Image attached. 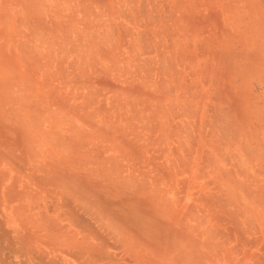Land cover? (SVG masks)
<instances>
[{
	"label": "bare ground",
	"instance_id": "1",
	"mask_svg": "<svg viewBox=\"0 0 264 264\" xmlns=\"http://www.w3.org/2000/svg\"><path fill=\"white\" fill-rule=\"evenodd\" d=\"M25 1L24 4L30 6L31 0L27 3ZM45 1L44 3L47 2ZM60 1L58 9L64 4L62 0ZM79 1L86 4L89 0L85 3V0ZM100 1H105L102 2L103 7L108 8L103 13V15L107 13L108 17L106 15L107 19H104L106 23L102 43L106 45L102 47L107 46L109 52L107 55H110L111 65L109 64L108 69H119V72L115 73L121 79L120 81L117 79L121 84L115 85L116 87L111 85L112 81H109L114 87L112 98H124L125 109L122 108V112L119 110L123 103L122 105L118 103L120 107L116 104L118 109L114 103L115 106L112 104L113 106L109 105L107 108V104L102 103L104 98H92L99 91H93L95 92L93 94L92 89L89 90L90 86L86 84L89 89L82 98L80 97V103L76 102L80 92L76 93L75 101L72 100L77 105L70 104L71 98L68 99L69 96L65 92L63 93L65 98L56 95L61 105L59 107L57 104L59 111L54 112L55 116L51 114L53 121L48 119L49 122L51 121L49 127L46 126L42 128L44 132L43 130L39 132L42 125L38 129L36 123L39 125L40 122L35 118L37 122L34 120L33 124L38 130L31 124L30 128L34 129L31 130L34 131L31 134L28 124L30 125L29 122L32 123L33 119L31 121L24 116V119H27H25L27 127L23 115H20L26 114L25 106H22L24 112H21V105L18 112L15 108L16 112L12 107L6 106L9 111L11 109L10 112L13 110L22 118L18 117V114L10 115L14 113L7 114V111L4 113L5 108L0 106L3 108V111L0 109L1 119L6 118L1 116L3 112L4 115L7 114V118L8 115L13 117L11 122L14 116L25 121L24 127L23 120L20 121L23 130L20 127L15 129L20 128L18 134L15 133L17 135L13 137L16 138L25 131L21 134L24 136L22 142L25 144L21 142L22 138L17 142H21L26 148L22 152L19 150L20 153L17 150L20 146L16 144L15 139L10 142L13 129L10 126L8 130V125L12 123H7V132L0 139V162L5 161L0 166V264H264V0ZM36 5L38 2L35 7ZM98 5L102 15V4ZM84 6L83 10L88 7ZM69 8L71 10V7ZM8 9L7 14L12 16L11 7L6 10ZM34 9L32 8V14ZM43 9L46 10L44 7ZM43 9L40 11H44ZM56 9L55 11L58 10ZM47 11L50 14L49 9ZM90 11L88 10V13ZM1 13L4 15V12ZM72 13L70 11V14ZM27 15L29 16L28 13ZM73 17L75 16L69 19L67 16L66 19L71 21ZM32 19L27 20V23L33 24ZM43 20L45 23V19ZM56 20L53 23H56ZM1 21L2 24L4 20ZM46 21L48 25L49 22L51 23L48 19ZM63 21L61 23L59 20L61 24L64 23ZM12 22L14 24L16 21ZM43 25L44 28L48 27ZM67 25L71 24L67 23ZM34 26L33 24V29ZM101 27L103 26L100 24ZM53 28L54 31L57 30L56 27ZM8 29H5V36L10 32ZM25 30L26 28L24 34ZM94 30L96 31L95 28ZM21 32L20 34L25 38L27 34L23 35ZM96 32L94 35L99 34L98 30ZM14 34V37L8 34L9 39L12 40L0 45L2 47L11 43L8 47L3 46V50L13 48L15 54L25 53L28 67L33 53L37 51V46H32L33 42L31 45L26 42L31 41L30 37L25 40L19 33L16 34L20 37ZM48 34L49 32L46 35ZM2 36L3 34L0 33L1 39L4 37ZM33 36L35 37V34ZM95 37L93 40L98 39ZM51 39L53 40L54 37ZM79 39L81 40L80 37ZM83 39L82 42L85 41ZM32 40L34 41V38ZM52 42L55 44L57 41ZM36 43L38 45V42ZM97 43L95 41V44ZM46 47L49 46L46 44ZM40 48L42 49L41 45ZM12 50L10 53H13ZM72 50L75 51L74 48ZM46 53L43 55H48ZM19 54L16 55L19 57L17 59L22 62L25 56ZM43 55L40 54V57ZM45 58L41 59L48 60L47 57ZM25 60L23 59V62ZM84 60L81 63H84ZM34 61L32 65L39 64L36 59ZM62 62L64 60L60 62V66L66 63V61ZM119 62L122 64L118 65ZM26 63H23L25 68ZM44 64L46 63L41 66ZM41 66L39 65V68ZM76 67L78 69V65ZM34 68L38 69V66ZM68 68L67 73L70 71ZM12 69L16 67H11L8 73H14ZM97 69H100L99 72L94 71L98 73L106 71L100 66ZM25 71L33 73V69ZM20 72L22 71L18 74ZM78 74L82 75L79 72ZM69 75L71 73L67 76ZM102 75L106 76L105 73ZM83 77L85 79L90 75ZM115 77L117 78V75ZM70 78L72 79V75ZM28 79L19 75L16 80L26 85V82L31 81L30 79L27 81ZM38 79L36 77V81H39ZM36 81L33 82L37 83ZM31 82L28 87L35 85ZM100 83L102 86L103 82ZM4 84L1 83L3 86L0 88L4 86L7 88ZM21 85L22 90L26 88L24 84ZM91 87L93 88V85ZM72 89L75 90V85ZM57 93L51 95L55 97ZM70 93L68 94H73ZM31 95L25 96L26 101ZM16 97L14 101V95L13 98L9 96L15 107L18 105L15 102L17 103L19 96ZM38 97L35 98L36 101ZM21 99L19 98V101ZM161 99L169 100L160 101L165 103L160 104L164 107H157ZM28 101H32L31 98ZM44 102L49 105L46 99ZM30 104H27L28 107ZM39 105L40 107L36 104L34 106L41 108L40 102ZM66 106L70 108L72 106L73 109H66ZM114 107L121 113L117 111L115 114ZM56 108L54 110H58ZM109 109L112 112L114 110V113ZM38 110L33 111L31 118L37 115L35 112ZM39 112L41 113L40 110ZM48 115L52 118L50 114H47V117ZM7 118L4 119L6 122L10 119ZM17 118L14 121H19ZM17 121L13 123L14 128L17 126V124L15 126ZM25 126L29 128V134L24 130ZM52 128L56 132L53 131L54 133L51 134ZM132 129H135V132ZM171 132L176 135L173 137L176 144L169 140ZM59 133L60 136L65 134L60 137ZM138 133L141 135L139 136ZM51 135L55 140L53 139L54 142L51 140L52 145L50 143L51 146L47 147L45 142L51 138ZM169 141L173 145H170ZM21 143L19 145L22 146ZM60 146H64L65 149ZM57 147L65 153H61Z\"/></svg>",
	"mask_w": 264,
	"mask_h": 264
},
{
	"label": "rangeland",
	"instance_id": "2",
	"mask_svg": "<svg viewBox=\"0 0 264 264\" xmlns=\"http://www.w3.org/2000/svg\"><path fill=\"white\" fill-rule=\"evenodd\" d=\"M3 1H4V0H2V1L0 0V3L2 4V5L0 4V10L2 9V11H0V15L2 16V17L0 16V19H1V20H4V22H3L2 24H1L2 21L0 20V33L3 34V36H4L5 38L2 36L3 38H2V39L0 38V40H1L2 42H0V43H1V44L4 43V45H5L6 41L10 40L9 37H10V36H13V33H15V34H16V33H19V34H20V32L22 31L21 29H23V31L21 32V33H23V32H24V29L26 28V30H25V34L23 33V35H26V34H27V35H26L25 38H24V36H22V34H20V35L22 36L21 38H24L25 40H27V37H30L29 39H31V41H30V40H27L26 42H27L29 45H31V42H33V43H32V44H33L32 46H34V47L37 46L36 48H37V51H38V52H37L36 49H35L36 52L33 53V57H32V59H31L32 61L30 60V61H31V62H30V65H32V62H33L35 59H36L37 62L39 63V64H37V65H35V66L32 65L33 68H32V66H30V65L27 67V65H28L29 63H26V62H27V61H26L27 59L25 60V58H26V54H25V53L22 54L21 52H20V54H19V52H18L19 56H20V55H23V57L25 56L24 58L21 56V57L25 60V62H23V59L20 57V58L22 59V62H23V63H26V68H25V64L23 65V63L21 62V60L17 59V58H19V57L16 56V55H18V54H17V52H16V54L14 53L15 51L12 50L13 48L10 49V50H3L4 47H6V46L8 47V44L11 45V43H8L6 46L2 45V47H1V45H0V49H2V50H0V58H1V59H0V62H1V64H2V66H0V70L2 69L1 72H0V78H3V77L6 78V79H5V78H4V79H0V87L3 86V85H1V83H5L4 85H6V87H7V88H5V86H4L3 88H0V95L3 97V98H2V97L0 96V98H1L0 106L3 107V108H5L4 113L7 111V112H6L7 114H8V113H9V114H10V113H14V114H10V115H16V114H18V113L15 114V112H16V111L18 112L19 107H20V105H21V112H22V111L24 112V110H25V113L27 114V115H26V114H23V113L20 114L21 116L23 115V116H22L23 119H24V116H26V118L30 119L31 121H32V119H33V122H32V123L29 122V120H28V122L30 123V125L28 124L29 128L32 126L31 124L35 123V121L37 122V120H35V118H36V119L39 120L38 122H40L39 125H38V123H36L38 129L40 128L39 126L42 125L41 130H40V129L38 130L37 128H35V127H34V124H33L32 127H33L34 129H37L39 132H40V131L42 132V130H43V132H44V129H42V128H45L46 126L50 125L51 121H53V116H55V114H56V113H54V112H55V111H56V112L59 111V107H60L61 104H59V101H57V96H58V97L60 96V98H61V97L64 95L63 93L65 92V94H67V95L69 96V97H67V98H68V99L71 98V99H69V101H70L71 103H70L69 101H68V103H70V104L73 103V105L76 104L74 101H75L76 97L78 96V98H77V100H76V102H77V104H78V103H80L81 98L83 97V95L87 93V91H88L87 89H89V88H87V87L85 86L86 84L90 86V89H89V90L92 89V90H91L92 92H93V91H96V92L99 91V93H98V92H97V93L93 92V94L95 93V95L92 94V95H93L92 98H95V99L98 98V97H99V98L102 97V99L104 98V99L102 100V103H104V105L107 104V108H109V105H110V106H113L114 104H115V105H116V104H117V105H119V104L122 105V103H123V105H122L123 107H122V106L120 107V105H119V107L121 108V109L119 108V110L122 112V111L125 109V108H124V104H125V103H124V98H120V99H119V98H117V99H116V98H112V94H113L112 89H114V87H116V86H120L121 83H120L119 81H120L121 79H119V78H118V74H116V73L119 72V69H117V68L115 67V68L117 69V70H116V69L112 68V66H111L112 69H108V68L110 67L109 64L111 65V61H110V59H109V58H110V57H109L110 55H107V54H109L108 49L106 48L107 46H106V47H102L103 45H104V46L106 45L104 42L102 43V40H104V38H103V36H104V32H103V31H104L105 23H106V21H105L104 19H107V17H108L107 13H106L107 17H106L105 14L103 15V13H105V10L108 9V8L105 7V6L103 7V3H102V2H105V1L93 0L92 2H89L90 0H89V1L85 0L84 3H85L86 1L90 3V4H89V3L86 2V4H87V5H86V4H83L82 1H79V0H78L77 2H78L79 4L82 2V3L79 5V4L76 2V0H70L72 4L69 3V2H70L69 0H65V1L62 0V3H64L65 5H64V4L60 5V9H58V8H59V4H61V1L59 2V0H55V1H54V0H50V1H49V0H46L47 2L44 0L46 3H44L43 0H37V1H35V0L32 1V0H31V1H29V2H31V3L28 2V3L30 4V6L27 5V4H24V2H23L24 0H19V1L16 0L17 2H16L15 0H5L4 2H3ZM7 1H8V2H7ZM27 1H28V0H26L25 3H27ZM53 1H54V2H53ZM63 1H64V2H63ZM6 2H7L8 4H7ZM18 2H19V3H18ZM34 2H35V3H34ZM37 2H38V5H39V6L36 5V7H37V8H36V7H35V4H37ZM42 2H43V3H42ZM5 3H6V4H5ZM10 3H11V4H10ZM12 3H13V4H12ZM33 3H34V4H33ZM40 3H41L42 5H43V4H44V5H43V6L40 5ZM48 3H49L50 5H49ZM51 3H52L53 5H51ZM54 3H56V4H54ZM66 3L69 4V5H67ZM74 3H75V4H74ZM76 3H77V6H78V7L76 6ZM95 3H96V4H95ZM45 4H46L47 7L49 6V7L52 8V10H54V11H55V9L58 7V8H57L58 10L56 9L57 11H55V12H57L56 15H55V12H53L49 7L47 8V7L45 6ZM70 4H71V5H70ZM88 4H89V5H88ZM98 4H100V5L102 4V7H101V8H103V9H101L102 15H101V13H100V11H99V10H100V6H99ZM104 4H106V3H104ZM31 5H32V6H31ZM55 5H56V7H55ZM63 5H64V7H63ZM72 5H74V7H76V8H74ZM84 5H85V6H88V7H86V8H88L89 11H90V9H91L92 11H90V12L88 13V10H86V8H85V10H83V6H84ZM92 5H93V6H92ZM96 5H97V6H96ZM3 6H6V7H3ZM8 6H9V7H8ZM33 6H34V7H33ZM40 6H42V7H40ZM51 6H52V7H51ZM61 6H62L63 8H62ZM67 6H68V7H67ZM85 6H84V7H85ZM90 6H91V7H90ZM98 6H99V7H98ZM106 6H107V5H106ZM1 7H2V8H1ZM10 7H11V10H10V11L12 12L11 14H13L14 16H13V15L10 16L9 14H7V13L9 12V9H8V10H6V9H7V8H10ZM19 7H20V8H19ZM24 7H25V8H24ZM27 7H28V8H27ZM29 7H31V8L29 9ZM43 7L46 8V10L43 9ZM69 7H71V10H70ZM79 7H81V9H80ZM97 7H98V8H97ZM32 8H33V9L35 8V9L33 10V14H32ZM53 8H54V9H53ZM61 8H62L63 10H62ZM73 8H74V9H73ZM89 8H90V9H89ZM40 9H41V10H42V9L44 10V11H42L43 13L40 11ZM48 9H49L50 14H49L48 11H47ZM66 9H67V13H65V12H66ZM75 9H76V10H75ZM77 9H79V11H81V12H80L81 14L78 13L79 11H78ZM93 9H94L95 11H94ZM3 10H4V11H3ZM20 10H22V12H21ZM29 10H30V13H29ZM36 10H37V11H36ZM102 10H103L104 12H103ZM26 11H27V12H26ZM34 11H35V12H34ZM60 11H62V12H60ZM70 11H71V13H72V12H74V13L70 14ZM86 11H87L88 14H90V16H88V14H85ZM97 11H99L98 14H100L101 16H99L98 14H95ZM106 11H107V10H106ZM1 12H4V15H3V13H1ZM20 12H21V13H20ZM36 12H37V13H36ZM45 12H47L49 15L46 14ZM59 12H60V14H59ZM91 12H92V13H91ZM24 13H25V14H24ZM27 13L29 14V16L27 15ZM53 13H54L55 17H53V16H54ZM62 13H63V15H62ZM82 13H83V14H82ZM5 14H6V15H5ZM23 14H24V16H23ZM34 14H35V15L37 14V15H36L37 17H36V16H33ZM42 14H46L48 17H47L46 15L44 16V15H42ZM51 14H52L53 16L50 18L49 16H51ZM57 14H58L59 16H57ZM66 14H68V15H66ZM75 14H77L78 16H76ZM91 14H92V16H91ZM94 14L96 15V18H95V15H94ZM15 15H16V16H15ZM38 15H39V16H38ZM40 15H41V16H40ZM60 15H61V16H60ZM69 15H70L71 17H70ZM73 15H74L75 17H73L74 19H71V21L68 20V19H66L67 16H68L69 19H70V18H72ZM93 15H94V16H93ZM97 15H98V17H97ZM19 16H20V19H18ZM26 16H27V17H26ZM64 16H65V17H64ZM87 16H88V17H87ZM15 17H16V20H15ZM21 17H23V18H21ZM35 17H36V18H35ZM42 17H43V18H42ZM44 17H45V18H44ZM56 17H58L57 20H56ZM61 17H62V18H61ZM63 17H64V18H63ZM7 18H8V19H7ZM10 18L13 19V20H11ZM26 18H27V19H26ZM30 18H31V19L33 18V19H32V20H33L32 23L35 25V26H34V29H33V24L27 23L28 21H31ZM34 18H35V19H34ZM38 18H39V19H38ZM53 18H55L56 23H53V22H55V20H54ZM75 18H76V19H75ZM77 18H78V19H77ZM9 19H10V20H9ZM17 19H18L19 21H18ZM22 19H23V20H22ZM43 19H45V23H43V22H44ZM47 19H48L49 21H51V23L49 22V25H48V23H46V22H47V21H46ZM50 19H51V20H50ZM58 19L60 20L61 23H62V21H63L64 19H66V20H65L66 22L63 21L64 23L61 24V23L59 22ZM85 19H87V20H88V19H91V20H90V21L88 20V22L86 23L87 20H85ZM24 20H25V21H24ZM27 20H28V21H27ZM34 20H35V21H34ZM42 20H43V21H42ZM52 20H53V21H52ZM67 20H68V21H67ZM77 20H78V21H77ZM79 20H81V22H80ZM93 20H94V23H92ZM8 21H9V22H8ZM12 21H14V22L16 21V22H15L16 24H15V23L13 24ZM23 21H24V22H23ZM57 21H58V22H57ZM72 21H73V22H72ZM75 21H77V22H75ZM98 21H99V22H98ZM101 21H102V22H101ZM11 22H12V24H11ZM34 22H35V23H34ZM71 22H72L73 24H72ZM83 22H84V23H83ZM96 22H97V23H96ZM26 23H27V24H26ZM36 23H37V24H36ZM67 23H68V24L70 23L71 25H67ZM89 23H90V24H89ZM9 24H10V25H9ZM22 24H23L25 27H24ZM28 24H30V25H28ZM38 24H39V25H38ZM43 24H45V27L48 25V27L44 28V25H43ZM51 24H53V25H51ZM59 24H60L61 27L58 26ZM64 24H65V25H64ZM75 24H77V25H75ZM79 24H80V25H79ZM95 24H96V25H95ZM97 24H99V26H98ZM100 24H101V26H103V27L100 28ZM5 25H6L7 27H6ZM8 25H9L10 32L12 31L13 33H10V32H9V33H7L6 36H5V35H4V32L6 31L5 29H8ZM11 25H12V27H14V28H12V27L10 28ZM26 25H28L29 27L26 26ZM36 25H37V26H36ZM55 25H56V26H55ZM62 25H64V26H62ZM66 25H67V26H66ZM74 25H75V26H74ZM88 25H89V26H88ZM2 26H3V28H1ZM30 26H31V27H30ZM39 26H40V28H39ZM57 26H58L60 29H59ZM81 26H82V27H81ZM84 26H85L86 28H84ZM4 27H6V28H4ZM15 27H16V28H15ZM17 27H18V28H17ZM22 27H24V28H22ZM42 27H43V28H42ZM53 27H56V29H57L56 31H57L58 33H60V35H59L58 33L56 34V31H54V28H53ZM63 27H64V29H63ZM73 27H74V28H73ZM79 27H80V28H79ZM87 27H88V28H87ZM37 28H39V29H37ZM41 28H42V29H41ZM50 28H51V29H50ZM67 28H68V29H67ZM91 28H93V29L91 30ZM94 28L96 29V31L98 30V33H99L98 35H94V34L97 33V32L94 30ZM2 29H4V31H3ZM9 29H8V31H9ZM15 29H16V30H15ZM32 29H33V30H32ZM62 29H63V30H62ZM72 29H73V30H72ZM82 29H83V30H82ZM87 29H88V30H87ZM101 29H102V31H101ZM13 30H15V32H14ZM38 30H39V33H38ZM46 30H48V31H46ZM60 30H62V32H60ZM80 30H81V32H80ZM84 30H85V32H83ZM89 30H90V32H89ZM93 30H94L96 33H95ZM8 31H7V32H8ZM17 31H20V32H17ZM30 31H31V32H30ZM32 31H34V32H32ZM44 31H45V32H44ZM53 31H54V32H53ZM66 31H68V32H67V33H64V32H66ZM69 31H70V33H69ZM87 31H88V33H86ZM91 31L94 32V33H91ZM100 31H101V32H100ZM27 32H28L29 34H28ZM47 32H49V34H50L49 37H48L49 34L46 35ZM71 32H72V33L76 32V34H75V33H74V34H71ZM82 32H83V34H81ZM31 33H32L33 35L35 34V37H34ZM51 33H52V35H53L52 37H51ZM53 33H54V34H53ZM79 33H80V34H79ZM8 34H10L9 37H8ZM15 34H14V35H15ZM19 34H18V35L16 34V36H19ZM40 34H41V35H40ZM66 34H67V35H66ZM68 34H69V36H68ZM70 34H71V35H70ZM91 34L93 35V37L96 36L95 38H96V39L98 38L99 40H98V39H97V40H93L94 38L92 37ZM29 35H30V36H29ZM54 35H55V36H54ZM63 35H64V36H63ZM72 35H73V36H72ZM80 35H81V36H80ZM87 35H88V36H87ZM31 36L34 38V41L32 40L33 38H31ZM82 36L84 37V39H85L86 42H88V41H89V42H88V43H86L85 41L82 42V39H83ZM85 36H86V37H85ZM13 37H14V36H13ZM13 37H11V38H13ZM19 37H20V36H19ZM19 37H18V38H19ZM50 37H51V38L54 37L53 40H54V41H57V42H55V44H54V43L52 42L53 40H52ZM58 37H59V39H62L61 37H64V38L62 39L63 42H62L61 40H59ZM79 37L81 38V40L79 39ZM6 38H7V39H6ZM18 38H15V39H18ZM36 38H37V41H36ZM77 38L79 39V41L76 40ZM40 39H41L42 42L40 41ZM47 39H48V40H47ZM69 39H71V40H69ZM84 39H83V40H84ZM86 39H87L88 41H87ZM90 39H91V40H90ZM11 40H12V39H11ZM11 40H10V41H11ZM43 40H45V41H43ZM92 40H93L94 42H93ZM100 40H101V42H99ZM3 41H4V42H3ZM10 41H9V42H10ZM35 41L38 42V45H37V43H36ZM50 41H51V42H50ZM69 41H71V42H69ZM91 41H92V42H91ZM95 41H96V43H97V41H98V42L101 43V44L97 43V44H98V45H97V44H95ZM34 42H35V44H34ZM43 42H44V43H43ZM45 42H46V43H45ZM61 42H62V43H61ZM67 42H68L69 44H68ZM27 43H26V44H27ZM39 43H40V44H39ZM42 43L45 44V45H43ZM76 43H77L78 46L76 45ZM83 43H84L85 47H83V46H84ZM46 44L49 46V47H48L49 49L51 48L50 51L47 50L48 48L46 47ZM61 44H63V45H61ZM67 44H68L69 46H68ZM87 44H88V45H87ZM89 44H90V45H89ZM35 45H36V46H35ZM40 45L42 46V49L40 48ZM57 45H58V46H57ZM60 45H61V46H60ZM66 45L68 46V48H67ZM79 45H80V47H79ZM94 45H95V46H94ZM99 45H101V47H99ZM3 46H4V47H3ZM53 46H54V47H53ZM63 46H65V48H64ZM72 46H73V47H72ZM89 46H90V47H89ZM93 46H94V47H93ZM9 47H12V46H9ZM44 47H46V49H45ZM82 47H83V48H82ZM91 47H92V49H90ZM98 47H99V48H98ZM57 48H58V49H57ZM61 48H63V49H61ZM73 48H74L75 51L72 50ZM93 48L96 49V50L99 49L100 51H99V50L96 51V50H94ZM103 48H104V49H103ZM5 49H8V48H5ZM39 49H41V50H39ZM65 49H66V50H65ZM76 49H77V50H76ZM84 49H85V50L87 49V50H86L87 52H86ZM106 49H107V51H106ZM11 50L13 51V53H12V52L10 53ZM42 50H45V52H44V51L42 52ZM52 50H53V51H52ZM56 50H57V51H56ZM58 50H59V51H58ZM63 50H64V52H63ZM80 50H81L82 52H81ZM93 50H94V51H93ZM102 50H103V51H102ZM3 51H4L5 54L3 53ZM5 51H7L8 54H10V55H8L7 52H5ZM39 51H40V53H39ZM48 51L50 52V54H49ZM54 51H55V52H54ZM60 51H62V52H60ZM46 52H48V53H46ZM51 52H52V54H51ZM76 52H77V53H78V52H81V53L76 54ZM85 52H86V53H85ZM88 52H89V53H88ZM93 52H94V54H93ZM101 52H103V53H101ZM106 52H107V53H106ZM1 53H2V54H1ZM37 53H38V54H37ZM45 53L48 54V55H43V54H45ZM53 53H54V54H53ZM60 53H61V54H60ZM62 53H64V54H63L64 56H62ZM120 53H122V55H123V52H122V51H121ZM3 54H4V55H3ZM6 54H7V55H6ZM13 54H15V55H13ZM40 54L43 55V56H42L43 58L47 57L48 60H45L46 58H45V59H41L42 57H40ZM5 55H6V56H5ZM35 55H36V56H35ZM37 55H39V57H38ZM49 55H52V56H49ZM54 55H55V56H54ZM65 55H66V57H65ZM73 55H74V56H73ZM78 55H79V56H78ZM89 55H90V57H88ZM91 55H92L93 57H92ZM94 55H95L96 57H95ZM1 56H2L3 58H5V59H3ZM4 56H5V57H4ZM7 56H8V57H7ZM13 56H15V57H13ZM77 56H78V57H77ZM83 56H84V57H83ZM6 57H7V58H6ZM36 57H37V58H36ZM48 57H49V58H48ZM50 57H52V59H51ZM54 57H55V58H54ZM76 57H77V58H76ZM79 57H80L81 59H79ZM91 57H92V59H91ZM101 57H102V58H101ZM10 58H12L13 60H15L14 62H15L16 64H15V63L12 61V59H10ZM15 58H16L17 60H16ZM34 58H35V59H34ZM39 58H40L41 60H40ZM57 58H58V59H57ZM66 58H67V60H66ZM86 58H90L91 60H90V59H86ZM93 58H94L95 60H94ZM103 58H104V59H103ZM2 59H3V60H2ZM6 59H7V60H6ZM8 59H9V61H10V60H11V61L9 62ZM33 59H34V60H33ZM38 59H39V60H38ZM59 59H60V61H59ZM83 59H85V60H84V63L82 62L84 65L81 63V61H83ZM96 59H97V60H96ZM99 59H100V60H99ZM102 59H103L104 61H103ZM18 60H19L20 62H19ZM52 60H57V61H54V62H53ZM63 60H64V62H62V63H65V61H66L67 64H66V63L63 64V65L61 64L62 67H63V66L66 67V68L63 67V69H62V67H61L59 64H60V62L63 61ZM89 60H90V61H89ZM98 60H99V62H97ZM2 61H4V62L2 63ZM51 61H52V62H51ZM72 61H74V62H72ZM86 61H87V62H86ZM93 61H95V63H94ZM106 61H107V62H106ZM8 62H9V63H8ZM28 62H29V60H28ZM34 62H35V61H34ZM77 62H78V63H77ZM92 62H93V63H92ZM96 62H97V63H96ZM21 63H22V64H21ZM41 63H42V64H43V63H46V64H44L45 66H44V65L41 66V65H42ZM75 63H76V64H75ZM99 63H100V64H99ZM102 63L104 64V66H102V65H103ZM119 63H120V64H119ZM119 63H118V65H121V64H122L121 62H119ZM1 64H0V65H1ZM9 64H10V65H9ZM14 64H15V65H14ZM33 64H34V63H33ZM35 64H36V63H35ZM52 64L55 65V66L53 65V68H52ZM57 64H58V65H57ZM68 64H69L70 66H68ZM74 64H75V67H74ZM80 64L82 65V68H81V65H80ZM90 64H91V65H90ZM94 64L96 65V67H95ZM107 64H108V65H107ZM4 65H5V66H4ZM16 65H17V66H16ZM39 65L41 66L40 68H39ZM66 65H67V66H66ZM76 65H78V69H77ZM86 65H87L88 67H87ZM106 65H107L108 67H107ZM118 65H117V66H118ZM6 66H7V69H6ZM36 66H38V69L34 68V67H36ZM57 66H58V67H57ZM59 66H60V67H59ZM99 66H100V68H103V69H102L103 71H104L105 69H106V71H105V72H102V70H101L100 72H102V73H98L100 69L98 70L97 68H98ZM3 67L5 68V71H4V68H3ZM11 67H13V68L16 67V69H14V70L12 69V70L14 71V73H12V74H11V73H8V70H11ZM17 67L19 68V70H18ZM20 67H22V68L24 67V68H23L24 71H23V69L20 68ZM29 67H30V68H29ZM54 67H55V68H54ZM68 67H69V68H68ZM79 67H80V68H79ZM83 67H84V68H83ZM89 67H91L92 69H90ZM93 67H94V68H93ZM104 67H105V68H104ZM113 67H114V66H113ZM118 67H119V66H118ZM56 68H57V69L59 68L58 70H59L60 72H61V71H62V72L60 73ZM67 68H68L71 72L69 71V72L67 73V72H66V71H68ZM86 68H87V69H86ZM20 69H21V70H20ZM28 69H29V71L33 69L32 72H33L34 74L31 73V71H30V72L25 71V70H28ZM45 69H46V70H45ZM50 69H51V70H50ZM52 69H53V70H52ZM55 69H56V70H55ZM64 69H66L65 72H64ZM74 69H75V70H74ZM107 69H108L109 71H108ZM113 69H114L115 71H114ZM6 70H7V71H6ZM34 70H36L35 72H37V71H39V72H38V73H35ZM42 70H43V71H42ZM49 70L52 72V74L49 72ZM81 70H82V71H81ZM92 70H93V71H94V70H98V72H97V71H94V72H95V73H94V72H92ZM112 70H113V71H112ZM13 71H11V72H13ZM19 71H22V72H20V74H18ZM40 71H41V72H40ZM54 71H55V72L57 71L58 73H55ZM73 71H75V72H73ZM80 71H81V72H80ZM84 71H85L86 73H85ZM87 71H88V72H87ZM27 72H28L29 75H32L33 77H32V76L29 77V75L26 74ZM63 72H64V74H63ZM76 72H77V73H76ZM78 72H79L80 74L82 73L83 76L90 75V77H87V78L85 77V79L87 80V81H86V80L84 79V77H83L82 75H80L81 77H83V78H82L83 80H82L81 77L79 76ZM96 72H97V73H96ZM107 72H109V73L107 74ZM115 72H116V73H115ZM1 73H2V74H1ZM3 73H6V74H3ZM23 73H25L24 75L26 76V79L29 78L31 81H32V80H33V81H36V77H37V79L39 78V79H38L39 81H36L37 83H35V82H33V81L31 82V81H29V79L27 80V81H29V82H28V83L26 82V85H25V83L20 82L21 84H24L25 87H26L27 89L29 88V90H27L26 88H25V89L23 88V90H25L24 92H23V90H22V85H21L20 83H18L19 80H18V81L16 80V79L19 78V75H20V77L22 76V77L25 78V76L23 75ZM41 73H43V74H41ZM48 73H49V74H48ZM54 73H55V74H54ZM65 73H66V74H65ZM70 73H71V75H72V79L70 78L71 75L67 76V75L70 74ZM88 73H90V74H88ZM103 73H105L106 76H105V75H102ZM36 74H37V75H36ZM53 74L55 75V77H53ZM60 74H61V75H60ZM84 74H85V75H84ZM98 74H99V76H98ZM48 75H49V76H48ZM50 75H51L52 77H51ZM57 75H58V76H57ZM59 75H60L61 77H60ZM63 75H64L65 77H64ZM93 75H94V76H93ZM107 75H110V76H107ZM115 75H117V78L115 77ZM8 76H10V77H8ZM43 76H44V77H43ZM101 76H102V77H101ZM103 76H104V77H103ZM11 77H12V78H11ZM57 77H59L60 79L57 78ZM62 77H63V78H62ZM91 77H92V78H91ZM94 77H96V78H94ZM99 77H100V78H99ZM107 77H108V78H107ZM113 77H114L115 79H114ZM9 78H10V79H9ZM31 78H32V79H31ZM43 78H45V79H43ZM56 78H57V79H56ZM67 78H68V79H67ZM89 78H90L91 80L94 79V81H93V80L91 81ZM110 78H111V79H110ZM11 79H12V80H11ZM40 79H41V80H40ZM50 79L52 80V82H51ZM53 79H54V80H53ZM64 79H65V81H64ZM80 79H81V80H80ZM96 79H97V80H96ZM98 79H99V80H98ZM117 79H119V81H118ZM1 80H2V81H1ZM47 80H49V81H47ZM56 80H57V81H56ZM71 80H72V81H71ZM88 80H89V81H88ZM95 80H96V81H95ZM102 80H104V81H102ZM105 80H107L108 82L106 81V83H105ZM114 80H116V82H118V83H116ZM16 81H17V83H16ZM43 81H44V82H43ZM60 81H61V83H60ZM66 81H67V83H66ZM68 81H69V83H68ZM81 81H82V82H81ZM83 81H84L85 83H84ZM109 81H110V82L112 81V82H111V83H112L111 85L114 86V87H112V86L109 84ZM30 82L33 83L32 85H34V84L36 85V88H35V89H36V90L38 89L37 91H35V89H34V86H35V85H34V86L29 85V87L27 86ZM39 82H41V83H39ZM49 82H50V83H49ZM86 82H87V83H86ZM89 82H90V83H89ZM91 82H93L94 84L91 83ZM96 82H98V84H97ZM100 82H103V83H102V84H103L102 86H101V83H100ZM44 83H46V84H48V85L45 84V85H46V87H45ZM54 83H55V84H54ZM62 83H64V84H62ZM83 83H84V84H83ZM119 83H120V84H119ZM13 84H15L16 87L13 86ZM40 84H41V85H40ZM57 84H58V87H57ZM65 84H66L67 86H66ZM96 84H97V85H96ZM104 84H105V85H104ZM106 84H107V85H106ZM108 84H109L110 86H109ZM118 84H119V85H118ZM11 85H12V86H11ZM20 85H21V86H20ZM24 85H23V87H24ZM38 85H39V86H38ZM52 85H53V87H54V86H55V87L53 88ZM68 85H70V86H68ZM74 85H75V90L72 89V87H74ZM82 85H83V86H82ZM91 85H93V88L91 87ZM115 85H116V86H115ZM89 86H88V87H89ZM10 87H11V88H10ZM12 87H13V88L15 87L14 89H15L19 94H17V92H16L15 90H13ZM17 87H18V88H17ZM42 87H43V90H42ZM51 87H52V88H51ZM65 87H66V88H65ZM96 87H97V88H96ZM8 88H9V89H8ZM30 88H33V89L30 90ZM40 88H41V89H40ZM76 88H78V89H76ZM98 88H100V90H99ZM104 88H105V89H104ZM6 89H7V90H6ZM46 89H47V90H46ZM48 89H49V90L53 89V91H52V90L49 91ZM54 89H55V91H54ZM57 89H58V91H57ZM61 89H62V90H61ZM81 89H82V90H81ZM83 89H84V91H83ZM101 89H102V90H101ZM106 89H107V90H106ZM108 89H109V90H108ZM115 89H116V88H115ZM8 90H9L10 92H12L11 95H8V93L10 94V92H8ZM40 90L43 91V93H42ZM72 90H73V91H72ZM103 90H104V93H102ZM110 90H111L112 92H109ZM27 91H28L29 93H32V95L29 94ZM30 91H31V92H30ZM33 91H34L35 93H34ZM45 91H46V93H45ZM47 91H48V93H50L49 95H51V93L54 94L55 92H56V93L58 92V93L55 94V97H53L54 95H51L52 97L50 96L51 99H49L50 97H49V95H47V94H48ZM59 91L62 93V95H59V94H61ZM68 91H69V92H68ZM91 91H90V92H91ZM106 91H107L108 93H107ZM13 92H14V94H13ZM20 92H21V94H20ZM26 92H27V93H26ZM39 92H41V93H39ZM53 92H54V93H53ZM70 92H71V93L73 92V94H71ZM79 92H80V94H79ZM81 92H82V93H81ZM23 93H26L27 96H30V95H31V97H28V98H27V101H26V98H25L26 95L23 94ZM68 93H70V94L72 95V97H71V95H69ZM76 93L79 94V95H77ZM12 94L14 95V101H15V96H17V97L19 96V97H18V100H16L17 103L15 102L16 105L18 104V105H17L18 109H17V107H15V105L13 104L14 102L10 99V98H13V95H12ZM15 94H17V95H15ZM33 94H34V95H33ZM37 94H38V95L41 94V95H40L41 98L38 97ZM89 94H90V93H89ZM20 95H21V96H20ZM24 95H25V96H24ZM56 95H57V96H56ZM74 95H75V97H74ZM76 95H77V96H76ZM80 95H82V96H80ZM100 95H101V96H100ZM103 95H104L105 97H104ZM9 96H10V98H9ZM27 96H26V97H27ZM33 96H34V97H33ZM17 97H16V98H17ZM32 97L34 98V100L32 99ZM37 97H38L37 100H38V101L40 102V104L42 105L41 108H38V107H40V105H39V102L36 101V99H35V98H37ZM42 97H43L44 100L42 99ZM63 97H64V96H63ZM63 97H62V98H63ZM80 97H81V98H80ZM8 98H9V100H8ZM19 98H22L21 100H22L23 102L20 100L22 104L20 103ZM29 98H31V100L33 101V103H32V101H30V102L28 101ZM47 98H48V100H47ZM54 98H56V99H54ZM64 98H65V97H64ZM99 98H98V99H99ZM39 99H42V100H39ZM45 99H46L47 102H49V105H48V103H47V105H46V103L44 102ZM68 99H67V100H68ZM73 99H74V101H72ZM115 99H116V100H115ZM118 99H119V100H118ZM4 100H5V101L7 100L8 102H7V101L5 102ZM10 100L12 101V105H11V103H10V102H11ZM55 100H56V101H55ZM162 100L164 101V99H161V100H159V102L162 101ZM167 100H169V99H167ZM167 100H165L164 102H168ZM9 101H10V102H9ZM25 101H26V102H25ZM34 101H35V102H34ZM42 101H43L44 103H43ZM54 101H55V103H54ZM109 101H110L111 104L109 103ZM112 101H113V102H112ZM114 101H117V102H114ZM1 102H3V103H1ZM4 102H5V103H4ZM18 102H19V103H18ZM28 102H29V103H28ZM30 103L32 104V111H31V104H30ZM34 103H35L38 107H37V106H34V105H35ZM37 103H38V104H37ZM42 103H43V104H42ZM53 103H54V104H53ZM113 103H114V104H113ZM118 103H119V104H118ZM3 104H4V105H3ZM6 104H7V105H6ZM9 104H10V105H9ZM23 104H24V105H23ZM27 104H30L29 107H28ZM55 104H56V105H55ZM57 104H59V107L57 106ZM77 104H76V105H77ZM112 104H113V105H112ZM160 104L162 105L163 102H162V103H161V102L158 103V104H157V107H164V106H160ZM164 104H165V103H164ZM164 104H163V105H164ZM51 105H53V107H51ZM73 105H72V106H73ZM115 105H114V106H115ZM117 105H116L115 107L118 109ZM166 105H167V104H166ZM166 105H165V107H166ZM6 106H7V107H8V106H9V107H12L13 109L15 108L16 111H15V109H14L15 112H14L13 110H12V112H10L11 109H10V111H9V109H8L9 107L7 108ZM22 106H23V107L25 106V109H24V110H23V107H22ZM49 106H50V107H49ZM54 106H57V108H56V107H55V108L58 109V110H54V109H55ZM72 106H71V108H70L69 106H68V107L66 106L67 108H66V107H65V108H66V109H69V108H70V109L72 110V109H73ZM102 106H103V105H102ZM1 107H0V109L3 111V108H1ZM34 107H35V109H39V110L41 111V113H40L39 110H38V111L35 112V113H37L38 116L36 115V116H37V117H36V116L34 115L35 117L33 116V118H31V117H32L31 115L34 114V112H33V111L35 110ZM36 107H37V108H36ZM43 107H44V110L42 111ZM73 107H74V106H73ZM115 107H114V108H115ZM167 107H168V105H167ZM167 107H166V108H167ZM52 108H53V110H52ZM116 108H115V111H116ZM122 108H123V110H122ZM111 109H112V107H111ZM111 109H109L110 112H112ZM161 109H162V108H161ZM1 110H0V111H1ZM119 110H117L118 113L120 112ZM164 110H165V109H164ZM8 111H9V112H8ZM19 111H20V110H19ZM44 111H45V112H44ZM47 111H48V113H47ZM67 111L71 113L70 110H67ZM117 111L115 112V114H117ZM38 112H39V114H38ZM42 112H43V114H42ZM121 112H120V113H121ZM1 113H2V115H1L2 117H3V116H4V117L6 116V118H7V114L4 115L3 112H1ZM112 113H114V110H113ZM47 114H50V115L52 114V115H53V116L51 115L52 118H49V115H48V117H47ZM20 115L18 114V117H21ZM41 115H44V116L41 117ZM45 115H46V116H45ZM69 115H70V114H69ZM69 115H67V116L69 117ZM16 116H17V115H16ZM70 116H71V115H70ZM11 117H12V116H9V115H8V118H10L9 120H7L8 122L5 121L6 118H2V119H1V117H0V123H1V124H0V127H1V128H0V129H1V130H0V131H1L0 134H2V135H0V136H1L0 139H2V137H3V136L5 135V133L7 132V125H8L7 123H12L11 125H8V128L11 126V129H13L12 132L14 133V134H13V133L10 131V132L12 133L10 142H13L12 140L15 139L16 144H17L18 146H20V148H19V147L16 145V147L19 148V149L17 148V150H18V151L20 150V151L22 152V151L26 150L25 145H24L25 142H22L24 136L21 135V134H24L25 131H24V133H22L23 131H22V132L20 131L21 133L18 135L19 137H18V136H17L16 138H14V137L18 134V132H19L18 130L22 127V124H21L20 121H22L23 119L21 120V119H19V118H17V117L14 116V119L17 118V119H19V121H17V120L14 121V119H13L12 122H11ZM22 117H21V118H22ZM38 117H40V119H39ZM123 117H124V116H123ZM8 118H7V119H8ZM12 118H13V117H12ZM26 118H25V119H26ZM42 118H44V119H42ZM4 119H5V120H4ZM25 119H24V120H25ZM48 119L51 120V121L49 122ZM24 120H23V121H24ZM26 120H27V119H26ZM26 120H25V121H26ZM34 120H35V121H34ZM40 120H41V121H40ZM44 120H47V121H44ZM65 120H66V119H65ZM9 121H10V122H9ZM13 121H14V122L17 121V123H15V126H16V124H17L16 128L13 127V123H14ZM23 121H22V123H23V127H24L25 124H26V126H27V121H26V123H25V121H24V122H23ZM18 122H20V123H19V126H18ZM45 122H46V123H45ZM24 123H25V124H24ZM48 123H49V124H48ZM26 126H25L26 129H24V130H27L26 133L29 134V132H28L29 128L27 129L28 126H27V127H26ZM18 127H20V128H19L18 130H15V129H17ZM48 127H49V126H48ZM33 128H30V132H31V134L34 132V131H31ZM21 129L23 130V128H21ZM34 129H33V130H34ZM52 129H53V130L51 131V134L54 133L53 131H55L54 128H52ZM135 129H138V130H139L138 127H135ZM135 129H134V130H135ZM8 130H10V128H9ZM14 130H15V132H14ZM37 130H35V132H37ZM132 130H133V129H132ZM134 130H133V131H134ZM138 130H137V131H138ZM8 132H9V131H8ZM10 132H9V133H10ZM55 132H56V131H55ZM134 132H135V131H134ZM15 133H17V134H15ZM64 134H65V133H63L62 135H64ZM139 134L141 135V133H138V135H139ZM171 134L173 135V133H172V132L169 133V136L172 137L171 139H170V137H169V140H171L173 144H174V143L176 144V142L173 141V137H175L176 135H175V136H174V135L172 136ZM20 135H21L22 137H20ZM53 135H54V134H53ZM55 135H57V134L55 133ZM58 135L60 136V133H59ZM62 135H61V136H62ZM140 135H139V136H140ZM13 136H14V137H13ZM59 136H58V138H59ZM61 136H60V137H61ZM52 137H53V136L51 135V138L48 139V140L45 142V144L47 143V145H46L47 147H49V145H50V143H51V140L54 139V138H52ZM54 137L57 138V136H54ZM62 137H63V136H62ZM19 138H22V139H21V142L24 143V144H22V143L20 142V143L22 144V146L19 145V144H20L19 142H17V140H18ZM9 139H10V136H9ZM54 140H55V139H54ZM54 140H53V142H54ZM96 140H98V139L96 138ZM171 141H169V142H170V145H173V144L171 143ZM32 144H33V143H32ZM51 145H52V143H51ZM51 145H50V146H51ZM92 145H93V144H92ZM33 146H34V144H33ZM33 146H32V147H33ZM58 146H59V144H58ZM16 147H15V149H16ZM21 147H22L23 150H21ZM35 147H36V145H35ZM60 147H61V146H60ZM60 147H57V148L60 149V152H61V148H62V149H65L64 146L61 147V148H60ZM89 147H90V146H89ZM89 147H88V148H89ZM33 149L35 150L34 147H33ZM41 149H42V148H41ZM20 151H19V152H20ZM35 151H36V150H35ZM56 151H58V149H56ZM63 151H64V150H62V152H63ZM16 152H17V151H16ZM21 152H20V153H21ZM58 152H59V151H58ZM60 152H59V153H60ZM62 152H61V153H62ZM36 153H38V152L36 151ZM63 153H65V152H63ZM3 159H4V158H3ZM0 161H1V160H0ZM3 161H4V160H3ZM123 161H124V160H123ZM4 162H5V161H4ZM4 162H0V166H1V163H4ZM125 162H126V161H125ZM5 164H7V163H5ZM7 165H8V164H7ZM7 165H4V167H7ZM192 166H193V165H192ZM189 167H191V166L189 165ZM193 167H194V166H193Z\"/></svg>",
	"mask_w": 264,
	"mask_h": 264
}]
</instances>
